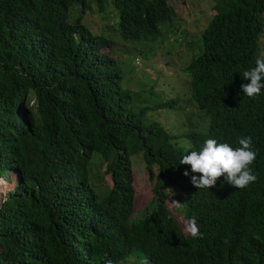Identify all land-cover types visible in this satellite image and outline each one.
Returning a JSON list of instances; mask_svg holds the SVG:
<instances>
[{
    "label": "trees",
    "instance_id": "1",
    "mask_svg": "<svg viewBox=\"0 0 264 264\" xmlns=\"http://www.w3.org/2000/svg\"><path fill=\"white\" fill-rule=\"evenodd\" d=\"M169 1L96 3L100 12L113 5L118 40L154 42L173 21ZM89 3L0 0V177L12 184L0 206V264H256L264 255V89L249 98L240 86L260 54L264 0H214L202 52L179 80L185 94L175 99L170 84L155 81L164 98L152 105L122 85L116 39L81 21ZM187 99L209 115L202 132H173L151 117ZM249 135L255 183H191L199 174L180 164L183 155L210 138L238 147ZM133 156L153 193L135 219ZM173 187L182 207L171 210ZM172 211L195 217L203 237L187 234Z\"/></svg>",
    "mask_w": 264,
    "mask_h": 264
},
{
    "label": "rangeland",
    "instance_id": "2",
    "mask_svg": "<svg viewBox=\"0 0 264 264\" xmlns=\"http://www.w3.org/2000/svg\"><path fill=\"white\" fill-rule=\"evenodd\" d=\"M90 1L91 9L82 13L81 21L93 32H98L116 39L115 49L111 56L116 58L123 76L122 85L128 88L134 99L143 104H154L164 98L162 90L152 88L154 82L170 84L173 88L171 97L180 100L185 94L187 83L179 81L186 75L185 67L193 57L202 52L201 33L213 14L214 0H170L168 3L173 10L171 24H162V35L154 42L134 41L124 42L118 40L116 23L118 21L112 4H109L103 12H100L96 0ZM81 11V6L76 8ZM264 15V13H263ZM115 25V29L110 26ZM260 54L264 55V33L260 37ZM111 49V48H110ZM110 49L104 48L105 51ZM171 81H177L174 87ZM165 89L168 91V87ZM166 91V93H167ZM186 98V97H185ZM179 102L174 108H165L151 112V117L157 119L167 130L173 132L200 131L207 127L209 118L204 110H198L194 101L185 100ZM150 115V113H149ZM187 131V132H188ZM0 183L5 187V194L12 184L5 177ZM132 181L135 189L134 210L132 219L140 217V212L147 211L152 193V181L140 156L132 157ZM110 184V177H107ZM180 191L173 187L169 192L166 205L172 210L171 200H176L174 194ZM173 215L182 223L185 220L174 211Z\"/></svg>",
    "mask_w": 264,
    "mask_h": 264
},
{
    "label": "clouds",
    "instance_id": "3",
    "mask_svg": "<svg viewBox=\"0 0 264 264\" xmlns=\"http://www.w3.org/2000/svg\"><path fill=\"white\" fill-rule=\"evenodd\" d=\"M242 77L249 81L241 84L243 93L249 98L260 95L261 90L264 89V55L256 59L255 67L243 71ZM197 132H202V130ZM256 158L257 150L254 149L253 138L250 135L238 138V147H233L229 143H218L217 140L210 138L204 142L200 151H188L187 154L183 155L180 164L190 165L191 172L199 174L191 175V183L198 189L214 187L221 176H224L230 185L244 189L258 179L250 167ZM183 174L188 176L189 171L185 170ZM179 191L182 193L181 190ZM171 202L176 209L182 207L180 201L171 200ZM183 227L184 231L191 237H203L195 217L188 219ZM246 252L248 251L243 250V253ZM246 255H252V253L248 252ZM105 264H113V261L107 259ZM141 264H150V262L145 257ZM256 264H264V255L259 256Z\"/></svg>",
    "mask_w": 264,
    "mask_h": 264
},
{
    "label": "water",
    "instance_id": "4",
    "mask_svg": "<svg viewBox=\"0 0 264 264\" xmlns=\"http://www.w3.org/2000/svg\"><path fill=\"white\" fill-rule=\"evenodd\" d=\"M0 179H4V177H0ZM5 196V192H2L1 190H0V206H1V202L3 201V197Z\"/></svg>",
    "mask_w": 264,
    "mask_h": 264
},
{
    "label": "bare ground",
    "instance_id": "5",
    "mask_svg": "<svg viewBox=\"0 0 264 264\" xmlns=\"http://www.w3.org/2000/svg\"><path fill=\"white\" fill-rule=\"evenodd\" d=\"M0 183H2L3 184V181L0 179ZM4 185V184H3ZM5 186V185H4ZM0 190L2 191V192H5V187H3L1 184H0Z\"/></svg>",
    "mask_w": 264,
    "mask_h": 264
}]
</instances>
